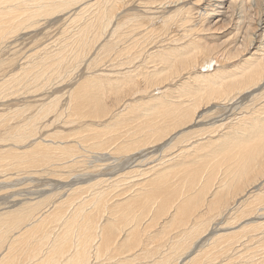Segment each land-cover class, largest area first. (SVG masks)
Here are the masks:
<instances>
[{"label": "rangeland", "instance_id": "rangeland-1", "mask_svg": "<svg viewBox=\"0 0 264 264\" xmlns=\"http://www.w3.org/2000/svg\"><path fill=\"white\" fill-rule=\"evenodd\" d=\"M174 1L175 0H112V2H117L116 4H118V3L120 4V5L118 4L119 9L116 11L117 16L115 15L112 23H114L117 20V18H119L118 20H120L122 22L125 21L129 17L131 19H134V17H135L138 20L142 19L144 21L147 19V22H143V24L141 25L140 30H139L138 35L140 36V45L138 47L136 45H133L129 49L128 53L121 54V56L116 52L113 55L112 52H101V50H99L101 47V44L103 43V40L107 37V33H108V32L106 33V37H105V35L100 36V38H102L101 40L98 37L100 35L99 28L102 27L101 21L104 20V17H106V13H107L106 11L109 10V9H107V8H109L108 7L109 4H107V1H105V0H85V1L83 0L82 2L76 4L75 6L73 5L72 9L69 8L65 12L64 11H58V12H54L52 14V16L47 15V16H42L43 18L39 17L36 22L30 23L27 26V28H23L22 31L18 30V32H16V34L14 33L15 35L13 34L11 37L6 39V40H8V42L5 40L3 42L4 44L3 43L0 44V67H1V69H0V78H1L0 83L1 84L5 83L4 85H2L3 87L0 86L1 87L0 88L1 89L0 90V125H1L0 126V130H1L0 135L4 134L2 137L8 136L7 134H11L15 129H17L18 127L23 125V123L25 124L28 121L27 118H30L31 116H33L35 114L38 117V119L35 121H28L27 122V124L25 125L26 130H21V133L26 135L27 137H29L28 138L29 140L25 139L24 141H21L20 143H18V146H16L17 143H16V145L12 144L13 141H11V140L3 141V142L0 141V145L2 144L1 146L2 147L4 146L3 148L7 147L6 149H9V148H12L13 146L20 147V145L23 143L22 144L23 147L21 146V148H20V152H21L23 150H28L31 147V143L33 141L34 142L39 141V140H41V138L46 139L45 141H43V143H45V144L48 142H51L49 140L57 142L61 139L60 141H62L63 144L64 143L74 144V148L77 151L75 158H76V156L77 157L80 156L79 157L80 160L78 158H76L77 159L76 160L72 156L71 157L74 160L70 159V156H69V160L66 159L65 162H60L62 160L60 158L56 157L57 155L54 154L49 159H46L47 162H45V163H48V164H36L37 165L36 167L35 166H33V167L29 166L28 167L27 166V168L23 167L22 169H20L21 167L20 168L19 167H11V169H10V167H8V169H9V170H7L8 172H6L7 168L3 169V167L2 168L0 167V187H1L0 188V195H1L0 196V207H1L0 213L5 212L4 211L5 209L17 208L18 207L17 204H20L19 206H21V205L25 204V202L32 203V202L40 201V204L38 205V207L40 206L39 209L40 208L41 209L36 215H39V214H41V212H44V213H42V216H45L53 209V207L55 205L64 204L61 206V208H63L62 212L66 213V214H63L65 217V215L70 216L71 212L74 211L75 207H78V205H80L83 208L86 206L85 208L87 210L85 209V211L88 213L90 211V213H91L90 216L93 220H95V221L97 220V222L99 224H101L102 227H107L109 224L108 222H112V224H110V225L114 226V227H112V230L114 231V233L116 235H118V236H116L117 240L114 241L115 243H111L112 248L106 254H101L102 256H99L98 258L95 257L94 255L90 256V258H89L91 261L90 264H115L116 259H117V261H116L117 264H120V262H121V264H130L133 262H134L133 264H138V263H142V264L148 263L149 264V262L152 263L155 260L159 261L162 259L164 261L161 264H167V263H164L166 259L171 260L172 261L171 264H181V263L182 264H264V233L261 232L264 230L259 229L260 231L259 230L254 231V229L252 228V226L254 224H256L257 222H264V203L259 202V201H255V198L257 197L256 195H258L259 193L260 194L262 193L264 195V193L262 192V190L264 191V185H261V183H259V182H262V184L264 183L263 182L264 177L261 178L260 181L256 182L254 185L246 186V184L248 185V184H250V182H244V181L240 182L239 186L243 185V187H242V189L240 188L239 190H237V187L232 188V183L230 182V188H229L230 192H229V194L226 195V200H225L224 204H221L220 208L216 209L215 211H211L209 208H207V206L202 205L199 208V210L197 211V213H195L194 215H192L190 217V219H188L186 225H184V226H180V225L176 224L175 220H173L171 218L172 214L174 212L173 207L166 214L156 215L157 217L156 216L151 217L152 219L149 218L151 214L153 216L155 215L154 212H155V210H157V208L159 209L158 205L161 204V202L158 203L159 200L156 202V203H158V205H156L154 203V205H152L150 207L151 211H149V213L145 214L146 215L145 219L143 218L145 215L139 219L140 221H142L141 219L143 218V222L139 223L140 225L138 223L134 224L133 219H135L134 218L135 213L137 214V212L139 210H141V208L144 209V205H143V207H141L142 206L141 205L142 200H141V198L136 197V198H134V203L133 202L124 203L126 198L129 197L130 195H132V193H134L133 191H135L137 189V188H135V189L133 188L134 190L133 189H132L133 191L131 190L132 185L135 183L134 181H136L137 183H140L143 181L145 183L146 180L148 178H150V176H148L146 172L144 173V175L142 174L143 170L149 169L150 166L155 165L157 162H161L163 160L170 159V157L174 158L178 154H180V158H182L184 153H181L180 151L183 150L184 146L191 149L194 145L199 144V146H200L202 144V142H205V141L198 140V142H197V138L200 135L198 132L197 133L193 132V133H191L192 136L190 134L191 137H188L184 142L181 143V145L179 144L176 147H172L169 150H165L168 156L166 155V153H163L162 151L156 149V146H160L161 143L166 141L169 137H165L164 138L165 140L164 139L161 140V142H158V144H156L157 141H155V144H156V145H154L155 148L153 146V143H151L152 144L151 146H150V144H146L147 148L143 149L144 152H146V151L148 152L147 154H145L146 157L142 156L139 158V156L141 155L140 153L141 152L143 153V151L137 152V148H135L136 144L140 145L138 148H140V147L143 148V145L139 142H137V143L133 142L132 144H124V145H128L126 147V149H124V150L119 149V147L116 149L113 148V147L121 144L123 141H126V140L129 141V139H131V137L128 135L131 132L133 125L141 127L142 126L141 124H143L145 126V128H143V129H144V131H146L147 126L145 125V122L148 120L147 119L148 114H150L149 119H151L152 117H153V119H155L157 127H162V126L165 127L167 125V123L169 122L168 118L162 117L164 115L154 116L153 111L149 113L150 110L147 109V107H146L147 105L144 104V102L148 101V99L151 95H154V94H156V92H160L161 90L163 91L165 89H168V91H167L168 93L167 92L165 93V95L168 98H170L171 100H179L180 97L177 98V96L179 94L177 92H179V89L176 87L178 85V82L184 81L187 77L186 75H188L186 72L184 73V71H182L181 74L177 77H174V79H170L169 77H167L165 80L162 81L161 84H156V83L150 84V81L147 83L143 78L139 77V79H140L139 80L135 77L134 78L135 83L133 86H131V84L123 85L124 87L123 86L120 87L119 90H113L110 87L108 88V86H107L108 90H106V84H107L106 80L110 79V78L111 79L115 78L114 73H116L118 71H120V72L123 71L124 66H119V64L122 61L123 62L126 61L130 57V59L133 63L140 65V66L138 65L139 67H137L138 68L137 70L145 69L144 66L146 67L150 64H154L152 61L153 59L151 60L152 63L151 62L147 63L145 61L148 59L150 52H152L153 50L155 51L157 47H159V46H161V47L172 46L173 48H170V49H175L174 52H177V51H180L179 47H181L183 45V43L186 42V40H188V42L192 41L195 48L200 47V46H203V47L207 46V47H209V48H207L208 51L210 48H213L212 51H210V53L214 57H217V59H218V61L214 64L215 69L219 64H221L224 68V70L222 72L216 73L219 75L213 76L214 78L217 79V78L223 77V76L226 77L227 75L231 74L229 72H234L236 67H238L239 70L244 69V67H242V63H243L242 59H243V57H245L244 54L246 52V45L243 44L242 37L244 36L245 31L247 30V28H246L247 23H248L247 21L249 19V16H247L246 13L242 14V15H245L243 19H242V16H238V10H235V12H234L237 15H235V14L232 15V10L230 8V5H231L230 2L232 0H218V1L216 0L217 3L222 1V5L220 7H218L220 5L219 4L216 7V10H213V11H210L211 9L214 8V7L212 8V6H210V4L214 3V0H176L175 3H174ZM238 1L243 3V4L240 3V5H239V6L243 7V5H245L244 2H246L247 0H238ZM259 1H261V0H259ZM112 2L110 0V3H112ZM177 2H179V3H177ZM216 2H215V4L217 5ZM254 3H255V1H254ZM95 4L97 6L99 5V7L102 9H100L99 7L97 8V6ZM182 5H183V8H181L182 14H180V16L179 15L178 16L179 17L182 16L181 18H183V17L186 18V20L188 22L185 23L184 26H182L180 23L182 20L181 18L177 17L179 19L177 21H180V22H177V21L174 22L173 21L174 19H172V21H171V28L172 29H170L171 32L169 34L170 36L168 35L167 39H164L165 42H164V40L162 41L161 38H163V36L161 35V33L158 30L159 26L161 25V22H160V18H157V17H159V14L163 13V11H165V13L162 14L164 16L169 15V13H170V15H172L173 13L171 14L170 11H174V10H176L177 7H182ZM237 6L238 5H236V7ZM245 7L247 9L250 7L247 2H246V6H244L243 8L245 9ZM84 8H86V9L84 10ZM87 8H90V9H87ZM104 8H106L105 9L106 11L104 10ZM204 8L206 9V11H203ZM68 10H69V12H67ZM260 10H262V11H260ZM236 11H237V13H236ZM263 11H264V6H263V8H257L256 6H251L248 15H250V17H251V20L249 22L251 23V25H253L254 29H255L254 24H255L256 20L258 21L260 16L263 17V19H264V12ZM83 12H86V14H84ZM102 12L104 14H102ZM204 12H206V13H204ZM202 13H204V14L202 15ZM260 13H263L262 14L263 16L260 15ZM96 14L99 15L101 18H98V16ZM124 14H125V16H123ZM177 14H179V13H177ZM207 14H210V15H208L209 17L207 16ZM84 16H86V17H84ZM87 16L89 18H87ZM90 16L93 17L94 19L90 18ZM234 16H236V17H234ZM73 17H75V21L77 20L78 22L77 21L72 22ZM76 17H78L79 20ZM233 17H234V19H233ZM84 18L87 19V20H85V22L83 21ZM144 18H146V19H144ZM197 18H200V19L198 20ZM95 21H97L98 23ZM192 21H194V25L191 23ZM99 22H101L100 26H99ZM197 22H198V24H197ZM79 23H81L82 25H80ZM153 23H155L154 24L155 26H153ZM175 23H178V24L175 25ZM179 23H180V25H179ZM76 24L78 25L79 29H81L85 25L88 27L87 30L89 31V33H86V36H87L86 38L89 37L90 39L89 38L86 39V42H83V41H85V39L81 40V42H80V40H78V38L76 40V34L77 33H75V32L79 31L76 28V26H77ZM91 24H94V25H91ZM263 24H262L261 29L259 27H257L256 31L258 32L259 36L262 35V33L264 32V27H263L264 25ZM149 25L153 26V27H150ZM113 26H115V25H113ZM156 26H158V27H156ZM91 27L96 31L99 30V31H97L99 33L95 34L96 31H94L93 29L91 30ZM180 27H182V28H180ZM73 28H76V29H73ZM123 28H127V27L124 26ZM153 28H156V29L158 28L157 29L158 31L156 29H154L155 30L154 31ZM178 28H179V30H178ZM184 29H185V31H184ZM187 30H189V31H187ZM70 32L72 34H69ZM73 32L75 33V35H73ZM157 32H159V33H157ZM140 33H142L143 35H146V36L143 37V35L142 34L140 35ZM88 34H90V35H88ZM94 34L98 35V36H95ZM160 35L162 37H160ZM172 36L174 39L176 38L177 43L174 40L173 41L169 40V37H172ZM181 36L182 37L184 36L186 38L183 37V39H182ZM98 39L100 41H98ZM141 39H143V41ZM152 40H153V42H152ZM256 40H258V42H259L258 47L260 48V50L264 51V38H263V36H260V38L259 39L257 38ZM147 41H149V42H147ZM62 42H65V43L72 42L71 44L68 43L70 47L69 46L66 47L67 51H68V55L65 52V54L67 56L64 55L65 60L63 59L64 63L65 62L66 63L65 64L63 63L64 65L63 64L61 65V66H63V68L65 67L66 69L68 68L69 70L65 69L66 72H64L63 68L60 69L61 68V66H60L59 69L52 71L51 67H46L45 69H47V71L49 73L47 71H45L46 72L45 73V72H43L44 71L43 70V71H40L42 73L40 75V73L36 72L37 74L40 75V77L39 76H37V78L32 77L33 72H35V71H32L34 69L29 70V73L27 75H24V71L22 70V68L25 67L26 64L27 65L31 64L29 62L30 60H31V62H33L35 60L34 58H36V60L39 59L40 57H38V56L39 55L42 56L46 51H55V49L57 50L58 48H60L62 46ZM88 42L90 43V45ZM240 42H241V45L238 48H236L235 53H237L238 50H242V52L238 53L235 56L230 55L231 57L229 58L228 56H229L230 51H232L234 49V46L236 47L237 45H239ZM258 42H256V46L258 45ZM185 45H186V43H184V46ZM117 46H119V47L117 48ZM117 46H116V49L118 50L120 48V46H122V44L118 43ZM1 47H3V48H1ZM44 48H45V50L47 49L45 52H43ZM75 48H76V50H75ZM51 49H53V50H51ZM255 49L256 48H254V50ZM195 50L196 49H193V53L195 52ZM221 50L223 53L221 52ZM254 50H252V51H254ZM75 51L77 53L79 52V54L81 53L80 54L81 57H80V59L78 58V60L74 56ZM133 52H135V53H133ZM141 52H143V53H141ZM137 54H140V56L136 59ZM141 54H143V55H141ZM218 54H220V55H218ZM117 55H118V57H120L119 59H118V57H116ZM122 55H123V57H122ZM96 56H97L98 60L96 63H94V65L91 66V64H89V63L92 60V58H94ZM124 56L126 59L124 58ZM144 58H146V59H144ZM153 58H155V56ZM32 59H34V60H32ZM75 59H76V61H75ZM141 61H142V63H141ZM77 62H78V64H77ZM75 64H76V66H75ZM88 64L91 67L88 66ZM112 64H113V66H112ZM145 64H147V65H145ZM72 69L74 72L72 71ZM149 69H151V68H149ZM69 71H71L72 73ZM63 72L66 74L67 77L65 75H63L64 74ZM67 72H69L71 74L69 75V73H67ZM47 73H48V75H47ZM61 74H62V77H61ZM111 74H112V77H111ZM94 75H99L100 79H102V81L104 82L103 85L97 86V87H99L102 95H101V93L99 95V93L96 92L97 91L96 89L95 90L93 89L94 91H92L94 96H97V97L99 96L98 98L101 97L100 98L101 101L99 103L96 102L97 103L96 106L101 105L104 107L105 116L100 117V119L95 118L92 114H90L91 113L90 110L89 111L86 110V109H89L90 106L86 105L84 100L77 97V95H76V93L78 91H79V93H81V95H83L82 91H84L86 93L88 91L91 92L92 88L91 89H88V88L90 86L93 87L95 85V81H91L88 79H90V76L92 77ZM230 76L233 77V75H230ZM19 77L22 80H20ZM28 77H30V78L28 79ZM84 78H86L85 80H87V81H85ZM32 79L35 81H33ZM10 80H12V83L9 82ZM190 80H192V79H190ZM75 83L77 85H75ZM137 83L140 85H138ZM37 84H40V85H37ZM80 84H82L81 87H79L77 90L75 89L74 91H71V92H74V94H75V97L71 98V96H70L71 93L68 94L69 93L68 91H70V89L74 88V85L77 87ZM191 84H193V82ZM260 84L261 85H259L258 87H261V86H263V87L262 88H255V90L257 89L255 91V93L258 91L259 92L264 91V83H260ZM69 85H72V86H69ZM137 85H138V87L139 86H142V87L138 88ZM156 85H157V87H156ZM37 87H38V89H37ZM129 87H131V88H129ZM158 87L159 88L162 87V88L159 89ZM128 88H129V90H128ZM140 88H142V89L144 88V89L141 90ZM153 88H156L157 90L153 89ZM109 89L112 91L109 92ZM138 89H139V91H138ZM121 90H122V92H120ZM144 90H147V91H144ZM113 92L115 95H113ZM250 93H252V92H246V91L243 92L242 91L241 93L236 95L234 98H232L231 99L232 101L229 100L225 104H224V101L219 100V98H222L224 96L215 97L214 98L215 100L217 98L216 101L214 99H212V100L210 99V101H211L210 103L208 101L207 104H204V105L202 104L201 105L202 107H200L197 110L198 113L196 111L194 118L196 119L198 116L199 117L201 116V117L200 118L198 117L196 119V121H197L196 126L197 127L195 126L194 128L198 129V128L206 127L209 125V122L216 120V119L224 118L226 116H228V119L233 118V117H237L238 115L242 114L243 110L246 111L247 113H250L251 111L255 110L256 108H257L256 112H258L260 110L264 111V100L262 101V98L260 97L257 101L252 103L249 99L250 95H248ZM124 94H125V96H124ZM55 95H57V96L55 97ZM232 95H234V93ZM132 96H134L135 98ZM159 96H160V94H159ZM53 97H55L57 100ZM69 97L71 100V104L67 108V111L65 113H63L62 115H60L59 118H57L53 121V119L55 117L53 115V111H50V112L48 111L47 116L45 118H43L46 115V114L43 115L46 111L42 112L40 110V108H41L40 104L41 103L42 104L45 102L47 103V101L49 102V100L55 99V103H58L61 106V109H63V104L68 101ZM102 100H104L105 102H103ZM128 101H129V103H128ZM136 101L137 102L139 101V103H136ZM131 102L132 103L134 102V103L132 104ZM172 102H174V101H172ZM123 103L125 105H126V103L132 104V106H130L129 109L128 108L125 109L124 108L125 105L123 106ZM175 104L177 105L178 103H175ZM187 104L190 105L189 100L182 101V105H187ZM140 106H142V107H140ZM212 106H214V107H212ZM224 106H225V109H224ZM121 107L124 108L123 111H122ZM243 107L245 109H243ZM7 108H9V109H7ZM154 108H155V110H157L156 108H159V110H160L161 107L158 106V107H154ZM116 109H118V110H116ZM119 111L123 112V113L126 112L125 116L120 118L119 122H117L115 124H112V125L108 124L109 123L108 121L111 120L110 117H112V116L116 117L117 114H119L118 113ZM204 112H206L207 116L204 115V117H202L201 114ZM113 113H115V114L117 113V114L115 115ZM146 113H148V114H146ZM7 114H8V116H6ZM2 115H3V117H1ZM41 115H43V116H41ZM254 115L258 116V118H259L261 114L260 113H259V115L253 114V116ZM241 116H243V115H241ZM249 116L253 117L251 114ZM1 118H3V120ZM5 120H7V121H5ZM90 121H92L93 125L90 124ZM143 121H145V122H143ZM35 122L37 124L34 128L31 123L35 124ZM200 122L201 123L204 122V123L201 124ZM85 124H87V126ZM157 124L158 125L160 124V125L158 126ZM139 125H141V126H139ZM187 125L186 126L182 125L184 127H182V126L177 127L176 129L172 130L173 131L172 133H175L176 131L181 132L182 129L184 130L188 127ZM192 125H193V123H192ZM199 125H202V126L200 127ZM10 126L12 128H9ZM6 128L8 130H10L9 133H8ZM31 128L37 129L36 130L37 134L33 135V133H34L33 132L31 134V137H30V135L28 134V131ZM130 128H131V130H129ZM143 129H141V130H143ZM126 130L128 131L127 133H126ZM117 132H119V133H117ZM138 132H137L138 135L136 133V134H134V136H143V137L146 136V138L144 137L145 139H147V137H149L147 135L140 134L141 133L140 130H138ZM206 132H207L206 135L204 132L205 136H208L209 133H212L209 131H206ZM169 133L172 134L171 131ZM122 134H123V136H122ZM214 134H216V133H214ZM119 135L121 138L119 137ZM134 136H132V138ZM167 136H169V135H167ZM118 137H119V139H118ZM102 139L105 141L107 140L109 143H101L102 144L101 147H96V148L92 147V149L89 147V145L93 146V144H96L99 140H102ZM116 139H118V140H116ZM149 139H151V138H149ZM4 142L5 143L7 142L8 144L7 143L4 144ZM25 143H27V144H25ZM10 144H11V146H9ZM50 144H52V142ZM1 146H0V148H2ZM83 146H85V147L87 146L86 147L87 150L84 149L85 147H83ZM16 147H13L15 149H13V148L12 149L18 151L19 149H17ZM3 148L0 150H3ZM80 148H81V150H79ZM178 148H181V149H178ZM209 148L210 147L208 146L202 152L208 151ZM6 149H4V150H6ZM78 153H80V155H77ZM85 153H87V154H85ZM74 154H75V151H74ZM173 155H174V157H173ZM89 156L91 157V160H90ZM4 158H5V155H4ZM6 158H8V157L6 156ZM6 158H5L6 161L3 160L4 162L3 161H2L3 163L1 162L3 165L6 164L8 161L12 160L11 158H10V160H7ZM87 158H89V159H87ZM135 158H137V159H135ZM147 158H149V160ZM116 159H117V161L115 162ZM139 159H141L142 162L138 163V164H141L140 166L139 165L137 166V164H136L137 162H135L134 160L138 161ZM13 160H12V162H13ZM71 160H72V162L76 160V162H74L72 164ZM63 161H64V159H63ZM132 161H134V162H132ZM66 162L69 165L72 164L75 166L71 165V167H72V169H71L70 166ZM146 162L148 164L145 165ZM62 163L64 164L65 169H63L64 167L61 166V165H63ZM75 163H77V164H75ZM66 164H67V166H66ZM108 164H109V166H108ZM149 164H150V166H149ZM142 165H144V166H142ZM60 166L62 167V169ZM68 166H69V168L67 169ZM5 167H7V166H5ZM86 167L88 169H86ZM213 167L214 166H210L207 169H214ZM119 168H121V169H119ZM179 169L180 168H178L176 171H178ZM200 169H205V168H200ZM220 169H226V167H223ZM109 170H111V171H109ZM186 170H188V169H182V170L180 169V171H178V172H176L174 170L170 171L171 177L169 178V182L167 180V182L169 184L168 183L166 184L167 188H166V186L162 185V187L165 190L162 189L163 190L162 194L159 197V199L161 198L160 201H163L162 199H164L163 196L165 195V193H166V197L168 198L171 195V194H169V192H171L173 189L180 188L179 186H177V184L180 183V186H181V181H180L181 179H178L177 181H176V179L181 178V177H182V179L185 178L186 174H182V171L184 172ZM128 171L130 172L131 176H129L127 174ZM2 172L4 173V175L6 177L4 176V178H3ZM68 172H70V173H68ZM7 173H8V175H7ZM172 173H176L174 175L175 177L173 176ZM177 173H179V174H177ZM25 175H26V177H24ZM71 175H73V176H71ZM132 176H134V177H132ZM179 176H181V177H179ZM127 178L129 180L131 179V181H129ZM171 178L174 181L170 180ZM75 179L77 181L84 180V179H87V180L90 179V181L87 183L81 182V183L74 184L76 182ZM91 179H93V180H91ZM126 180L129 181L130 183L127 182V184L125 185ZM132 180H133V183H131ZM119 181L120 182L122 181V183H119ZM96 182H98V183H96ZM171 182H173V184H171ZM137 183H135L134 186L138 187L137 185H139V184H137ZM164 183H166V182H164ZM92 184H94L95 186H93ZM118 184H120L119 185L120 190H121V188L123 189L120 192L118 190H116V189H119V188H117ZM121 184H123V185H121ZM130 184H131V188L129 190ZM170 184L171 185L175 184L176 186L169 187V188H171V191L168 192V185L171 186ZM124 185L126 187L128 186L127 187L128 189L125 188ZM198 185L200 186V184H198ZM2 186H3V188H2ZM56 186H58V187L56 188ZM82 186L85 188H83ZM86 186L90 187V188H87ZM110 186H111V188H110ZM70 187H73V188H70ZM78 187H80V188L82 187V188L79 190ZM106 187H108V188H106ZM123 187L126 190H128L129 193L127 191L126 192L127 194H126L124 191L125 189ZM75 188H76V190H75ZM114 188H115V190H114ZM148 188H151V187L149 186ZM231 188H232V190H231ZM261 188H262V190H261ZM88 189H90V190H88ZM95 189H97V191ZM256 189H257V192H256ZM259 189L261 190V192ZM101 190L103 192L104 191L106 192V194L103 193L104 196H103V198H101L102 199L101 205H99V206L93 205L92 204L93 203L92 201H94L93 197L97 194V192H99ZM247 190H249V191H247ZM252 190L254 192H252ZM17 191H18V193H17ZM25 191H27V192H25ZM90 191L92 194H88V193H90ZM113 191H114V193H112ZM116 191L119 192V194ZM250 191H251V193H250ZM121 192H123V195L125 194L127 196H123L122 194H120ZM248 192H249L248 196L249 197L251 196L250 198L252 200H254V202L251 203L252 205L250 204V206H252L251 210L246 215H243L242 211L245 209V207H247V202L252 201L247 196ZM44 193H45V195H44ZM54 193H55V195H54ZM110 193H112V194H110ZM167 194H169V196ZM10 195H11L12 199H11ZM118 195L119 196L122 195V196L119 198ZM85 196H87L88 198L87 197L85 198ZM78 197H79V199H78ZM107 197H108V199H106ZM90 198H91V200H90ZM26 199H27V201H25ZM73 199H75V201ZM247 199H250V200H247ZM71 200H73V201H71ZM137 200H138L139 204L137 203ZM140 200H141V202H140ZM244 200H247L246 205H244V203H243V202H245ZM22 201H23V203H20ZM78 201L80 204L78 203ZM80 201L81 202L84 201V202L81 203ZM121 201H123V203ZM131 201H133V200H131ZM54 202H56V203H54ZM52 203H53V207H51ZM59 203H61V204H59ZM238 203L240 204V207L238 206L239 205ZM127 204H131V205L128 206ZM48 205L50 206L49 210H48V207H49ZM117 205H118V207H117ZM139 205H140V207H139ZM68 206L69 207L71 206V208H69ZM101 207H102V209L104 207V209L102 210ZM114 207H117V209L118 208H120V209L116 210V208H114ZM68 208H69V210H68ZM105 208L109 212H107ZM226 208H228V209H226ZM104 210H105V213H103ZM112 210H114V212ZM83 211H82V213L85 212V211L84 212ZM130 211H132V212H130ZM107 213L109 214V216L107 215L108 217L106 216ZM127 213H130L128 220L126 217L128 215ZM133 213H134V215L131 216V214H133ZM262 213H263V215H262ZM167 214H168V216H167ZM124 215H125V218H124ZM162 215H164L165 217H163ZM40 216L41 215H39V217ZM69 216H66V217H69ZM159 216H160L161 220L156 221V220H158L157 218ZM230 216H231V220H230ZM81 217H82V215L79 213L76 217V219H79L78 220L79 222L76 221V223H74V227L82 222ZM197 217H199V218H197ZM65 219H67V218L61 217V219H59L57 221H55L54 219H53L54 221H52V219H49L48 221L46 220L45 223L43 222L44 219H42V222L40 221V223H39L40 225L38 224L39 228L37 227V231L36 230H35V232H32V231L28 232L27 231L28 233L32 232V234L30 233L32 236H30V234H28L27 232L25 233L30 238L27 239V236L24 234V237L26 236L25 237L26 240L24 239V237H23L24 240L19 237V233L22 231L25 232V230H26V227L24 226L25 223L21 225V228L19 229V231L17 229H15L14 230L16 233V234L14 233L15 239H14V241L10 242V243H13L14 245H16L15 246V254L13 255L15 257L14 264H30V262L32 264L33 263L35 264L38 261L37 256L40 257V255H42V253L44 252V251L42 252V250H44V248H46V245H45L46 242H43L44 237L48 233H50V234L53 233V235L56 234L55 232L57 230H58L57 234L64 232L65 229H63V226H64L63 223H65L64 222ZM130 219H131V221H130ZM197 219H200L202 221L206 220L205 228L202 229V231L200 232V234L197 235V237H194L193 239H191L192 242L191 241H190V243L188 242L187 243L188 245L186 244L183 247L184 250L181 252V255H180L181 257H180L178 255L179 252L174 251V246H172V244L175 243V241H177L178 238H180L181 232H182L181 236H183V234H184L183 229L194 224L197 221ZM228 219H229L230 223H229ZM151 220H153L154 222L156 221L155 224L152 221V223L154 225L149 223V222H151ZM106 221H108V222H106ZM249 221H250V223H249ZM159 223L161 225H159ZM162 223H163V225H162ZM84 224H82V225H84ZM118 224H120V225H118ZM246 224L249 226H247ZM148 225H150L152 227V229L150 227H147ZM242 225L244 226V228H246V226H247V228L248 227L249 228L245 229V231H243L241 229L243 227ZM250 225H252V226H250ZM124 226H125V228H124ZM143 226H145V227L143 228ZM159 226H161L162 228ZM165 226H167L166 229H169V230L166 231ZM45 227H47V228L45 229ZM56 227H58V228H56ZM50 228H52L53 230H51ZM55 228H56V230H55ZM96 228L99 231L100 228H98V226ZM96 228H94V229H96ZM131 228L133 230H135V232H136V240L137 241L133 237H131L134 234ZM239 228H240L241 232H240ZM49 229L51 230L50 232H49ZM263 229H264V227H263ZM159 230H163V231H159ZM128 231H129V233H127ZM119 232H120V235H119ZM131 232H132V235L130 234ZM230 232L235 233L234 236L235 235L238 236V237H236L235 240L230 241L231 244L229 243V245H228L227 242L226 243L224 242L225 240L219 241V238H218L219 236H222L225 234H230ZM36 233H37V235H36ZM163 233L165 235H168L170 233L169 234L170 236L164 235L165 237L163 236L164 237L163 238L162 237ZM126 234L129 235V238L131 237L130 240L129 239L124 240ZM40 235L43 237H41ZM50 236H52V235H50ZM16 237L19 241L16 239ZM39 238L42 239V241L39 240ZM106 238L108 239L111 237L109 235ZM166 238H169V239H166ZM22 240H23V242L27 241L26 242L27 244L22 243ZM121 240H122V242H120ZM138 240H140V241L138 242ZM20 241L22 244L20 243ZM17 242H19V245ZM214 242H216V243H214ZM126 243L128 244V246ZM192 243H193V245H192ZM118 244H120L119 247L121 246L120 249L116 248ZM121 244L122 245L124 244L125 249ZM21 246L24 247L23 252L21 250V248H22ZM5 247L6 246L3 244L2 247L0 248L1 254L4 252ZM17 248L19 249V253H16V252H18ZM32 248H34V249H32ZM40 248H41V250H40ZM46 249H45V251H46ZM146 249H147V251H146ZM149 249H151V250H149ZM213 249H214V251H213ZM9 250L10 249L7 247L5 253L7 254V252ZM24 250H26V251L24 252ZM112 250H113L114 254L113 253L111 254ZM122 250H123V252H122ZM143 251L144 252L146 251L145 254L142 253ZM27 252H28V254H27ZM38 252H40V253H38ZM36 253H38V255ZM108 253H109V255H107ZM147 254L149 255L148 257H147ZM113 255H114V257H113ZM215 255H217V256H215ZM25 256H27V257L25 258ZM141 256L144 257L145 260L147 258L148 259L145 261L144 258L142 259ZM166 256H167V258H166ZM123 257H125V258H123ZM126 257L127 258L129 257V258L126 260ZM149 257H150V259H149ZM153 257H155V259ZM27 258L30 259L29 263H28ZM152 258H153V260H151ZM121 259H123V260H121ZM137 260L139 261L138 263H137ZM190 260H191V262H190ZM124 261H125V263H124ZM140 261H142V262H140ZM37 264H38V262H37Z\"/></svg>", "mask_w": 264, "mask_h": 264}, {"label": "bare ground", "instance_id": "bare-ground-1", "mask_svg": "<svg viewBox=\"0 0 264 264\" xmlns=\"http://www.w3.org/2000/svg\"><path fill=\"white\" fill-rule=\"evenodd\" d=\"M83 0H0V44L3 43L6 39H8L9 37H11L14 33L16 34V32H18V30H21L23 28H27V26L30 24V23H34L37 21V19L39 17H42V16H47V15H51L54 13V12H58V11H66L67 9L71 8L72 9V6L82 2ZM85 1V0H84ZM107 1V4H109V10H105L106 8H104V10L107 12L106 13V17H104V20L99 22V26H100V23L102 25L101 28H99V31L100 32V35H95L99 32H97L96 30H94L92 27H91V30L93 29L95 32V36H98L100 38V36L102 35H105L106 37V33H107V37L103 40V43L101 44V47L99 50H101V52H112V54L114 55L115 52L118 53L120 56L121 54H126L128 53L129 49L133 46V45H136L137 47L140 45V36L138 35L139 34V30H140V27L141 25L143 24V22H147V19L145 21L144 20H138L137 18H135L134 16V19H130L127 18L125 21H120L118 20L119 18H117V20L112 23L113 21V18L115 17V15L117 16L116 14V11L119 9V5L116 4L117 2H111L110 3V0H105ZM176 1V0H175ZM174 1V3H175ZM218 1V0H217ZM255 1V3H254ZM162 2V1H161ZM170 2V1H169ZM216 0H214V3L210 4V6H212L213 9H211L210 11H213V10H216V7H220L222 5V1L220 2H216L217 5L215 4ZM227 2V1H226ZM237 2V3H236ZM246 2L248 3V5L250 6L248 9L245 7V9L243 8L244 6H246ZM246 2H244L245 5L242 6H239L240 3L243 4L242 2H239L238 0H232L230 2V8L232 10V15L235 14V10H238V16H242V19L244 18L245 15H242L243 13H246L247 16H249V19H248V23H247V30L245 31L244 33V36L242 37V41H243V44L246 45V52L244 54L245 57H243L242 59V67H244V69H241L239 70L238 67L235 68V71L234 72H229L231 74L227 75L226 77L223 76V77H219V78H214L213 76H217L219 74H216L218 72H222L224 70L223 66L221 64H219L216 69L214 67V64L218 61L217 57H214L210 51H212L213 48H210L209 51L207 48V46L203 47V46H200V47H197L195 48V46L193 45L192 41L188 42V40H186V45L184 46V43L180 48V51H177V52H174L175 49H170V48H173L172 46H168V47H157L156 50L150 52L149 56H148V59L145 61L147 63L151 62V60L153 61L154 64H150L148 66H144L145 69H142V70H137L139 67L136 63H133L130 59V57L126 60V61H122L119 66H124L123 67V71L120 72H116L114 73L115 75V78L111 79H107L106 81V90L107 89V86L108 88L110 87L111 89L113 90H119L120 87H122L123 85H127V84H131V86L134 85V78L136 77L137 79H139V77L143 78L147 83L150 81V84H161L163 80H165L167 77H169L170 79H174V77H177L181 74L182 71H184V73L186 72L188 75H186V79L184 81H177L178 82V85L176 88L179 89V93L177 98L180 97L179 100H171L170 98H168L165 93L168 91V89H165V90H161L160 92H156V94L154 95H151L148 99V101L144 102V104H146L147 106V109L150 110V112L153 111V115L156 116V115H164L162 117L164 118H168L169 122L167 123V125L164 127H157L156 126V122H155V119H153V117L151 119H149V116L150 114H148V120L145 122V125L147 126L146 127V131H144L143 128H145V126L143 124L139 125L141 127H138V126H134L132 127V130L131 128L129 130H131V132L129 133L128 136L131 137V139H129V141H123L121 144L113 147V148H118L121 149V150H124L126 149V147L128 145H124V144H132L133 142L137 143H141L143 145V148H138L140 145L139 144H136L135 145V148H137V152H141L143 151V149L147 148L146 144H150V146L152 145L151 143H153V146L158 144V142H161V140H163L165 137H169L166 141L162 142L160 146H156V149L162 151L163 153H166L165 150H169L170 148L172 147H176L177 145H181L182 142H184L188 137H191L193 132L195 133H199L200 136H198L197 138V142L198 140H203L205 142H202V144L199 146V144L197 145H194L191 149H189L188 147H185L183 148V150H181L180 152L181 153H184V155L182 156V158H180V154H178L176 157H173L174 158H171L170 159H166V160H163L161 162H157L155 165H152L149 166V169H146V170H143L142 171V174L144 175V173L146 172L148 176H150V178H148L146 180V182L144 183L143 181L140 182V183H137L136 181H134L135 183L139 184L137 185L138 187L134 186V184L132 185V188H131V184H130V187H129V190L131 188V190L134 188H137L135 191H133L134 193H132V195H130L129 197L126 198L125 202H128V203H131L133 202L134 203V198L138 197V198H141L142 200V206L144 205V209L141 208V210H139L137 212V214L134 213L131 214V216L134 215V218L136 219H133L134 220V224H139L141 222H143V218L145 219L147 213H149L150 210V207L152 205H154V203L156 205H158V203L161 202V204H159V209L157 208V210H155L154 212V216L151 214L149 218L151 217H155L156 215H161V214H166L170 211V209L173 207V214H172V219L175 220V223L180 225V226H184L186 225L188 219H190V217L192 215H194L195 213H197V211L199 210V208L202 206V205H205L207 206V208H209L211 211H215L216 209L220 208L221 204H224L225 200H226V195L229 194V188H230V182L232 183V188H235L237 187V190H239L240 188L242 189L243 185L242 186H239L240 182L244 181V182H250V184H246V186H249V185H254L256 182L260 181L261 178L264 177V111L263 110H260L258 112H256V109L251 111L250 113H247L246 111L243 110L242 114L238 115L237 117H233V118H229L228 119V116L224 117V118H220V119H216V120H213L211 122H209V125L206 126V127H203V128H194L197 124V121L196 119L199 117H197L196 119L194 118V115L196 113V111L202 107L201 105L203 104H207L208 101L209 103L211 102L210 99H214L215 97H218V96H224L222 98H219L220 101H224V104L227 103L229 100H231L232 98H234L236 95H238L239 93H241L242 91H246V92H252L248 95H250L249 99L252 103H254L255 101H257L260 97L262 98V101L264 100V91L262 92H256L255 91V88H262L263 86L261 87H258L259 85H261L260 83H264V51H261L260 48L258 47L259 46V42L258 40H256L257 38L259 39L260 36H263L264 38V32L262 33V35L259 36L258 32L256 31L257 30V27H259L260 29L262 28V24L264 23V19L263 17H259L258 21L256 20L254 26H255V29L253 27V25H251V23L249 22L251 20V17L250 15H248L249 13V10L251 8V6H256L257 8H263L264 6V0H247ZM84 3V2H83ZM172 3V2H171ZM179 3V2H177ZM253 3V4H252ZM155 4V3H154ZM96 5V4H95ZM162 5V4H161ZM164 5V4H163ZM236 5H238L236 7ZM97 6V5H96ZM107 6V5H106ZM85 7V6H84ZM90 7V6H89ZM99 7V5L97 6V8ZM198 7V6H197ZM227 7V6H226ZM91 8V7H90ZM90 8H87V9H90ZM100 8V7H99ZM181 8H183V5L182 7H177L176 10L174 11H170L172 15H167V16H164L162 15L163 13H165V11H163V13H160L159 14V17L157 18H160V22H161V25L159 26V32L161 33V35L163 36L162 41L164 39H167V36L170 34L171 30V21L172 19H174L173 21H177L179 20L177 17L180 16V14H182V10ZM206 8V7H205ZM204 8L203 11H206V9ZM86 8H84L85 10ZM102 9V8H100ZM227 9V8H226ZM99 10V9H98ZM121 10V9H120ZM119 10V11H120ZM263 10V9H262ZM260 10V11H262ZM104 11V12H105ZM226 11V10H225ZM63 12V13H64ZM69 12V10L67 11ZM81 12V11H80ZM181 12V13H180ZM264 12V11H263ZM79 13V12H78ZM84 14H86V12H83ZM82 13V14H83ZM97 13V12H96ZM118 13V12H117ZM120 13V12H119ZM122 13V12H121ZM125 13V12H124ZM127 13V12H126ZM179 13V14H177ZM206 13V12H204ZM202 13V15L204 14ZM237 13V11H236ZM259 13V12H258ZM98 14V13H97ZM96 14V15H97ZM102 14H104L102 12ZM263 13H260V15H262ZM80 15V14H79ZM132 15V14H131ZM154 15V14H153ZM158 15V14H157ZM179 15V16H178ZM190 15V14H189ZM210 15V14H207V16ZM237 15V14H235ZM94 16V15H93ZM98 18H101L99 15H97ZM121 16V15H120ZM125 16V14L123 15ZM128 16V15H127ZM152 16V15H151ZM161 16V17H160ZM188 16V15H187ZM263 16V15H262ZM80 17V16H79ZM83 17V16H82ZM81 17V18H82ZM86 17V16H84ZM122 17V16H121ZM132 17V18H133ZM155 17V16H154ZM166 17V18H165ZM182 17V16H181ZM179 17V18H181ZM186 17V16H185ZM191 17V16H190ZM209 17V16H208ZM207 17V18H208ZM236 17V16H234ZM233 17V19H234ZM43 18V17H42ZM78 18V17H76ZM80 18V19H81ZM87 18H89L87 16ZM90 18H93L90 16ZM205 18V17H204ZM83 19V18H82ZM94 19V18H93ZM92 19V20H93ZM156 19V18H155ZM181 22L180 21H177V22H180L182 26H184L185 23H187L188 21L186 20V18H181ZM188 19V18H187ZM198 20L200 18H197ZM74 20V21H73ZM73 20L72 22H76L75 21V17H73ZM79 20V18H78ZM85 19L84 18V22H85ZM152 20V19H151ZM150 20V21H151ZM157 20V19H156ZM82 21V22H83ZM78 22V21H77ZM81 22V21H80ZM97 22V21H95ZM149 22V21H148ZM159 22V21H158ZM190 22V21H189ZM98 23V22H97ZM151 23V22H150ZM179 23V25H180ZM193 25H194V21L191 22ZM37 24V23H36ZM80 25H82L81 23H79ZM87 24V23H86ZM155 23H153V26ZM174 24V23H173ZM178 24V23H175V25ZM198 24V22H197ZM233 24V23H232ZM77 25V24H76ZM89 25V24H88ZM91 25H94V24H91ZM98 25V24H97ZM115 25V26H113ZM174 25V26H175ZM264 25V24H263ZM35 26V25H34ZM127 27V28H123V27ZM150 26V25H149ZM153 26H150V27H153ZM190 26V25H189ZM75 27V26H74ZM158 27V26H156ZM264 27V26H263ZM76 28L79 30L78 32H75L77 33L76 34V40L78 38V40H83L85 39V41L83 42H86V33H89V31L87 30V26H83L81 29L78 28V25L76 26ZM76 28H73V29H76ZM95 28V27H94ZM110 28V29H109ZM182 28V27H180ZM152 29V28H151ZM156 29V28H153V30ZM156 29V30H157ZM25 30V29H24ZM90 30V29H89ZM157 30V31H158ZM179 30V28H178ZM155 31V30H154ZM185 31V29H184ZM189 31V30H187ZM144 32V31H143ZM157 32V33H159ZM179 32V31H178ZM75 33L73 32V35H75ZM14 34V35H15ZM69 34H72L71 32ZM142 33H140L141 35ZM184 34V33H183ZM90 35V34H88ZM93 35V36H94ZM143 35V34H142ZM150 35V34H149ZM148 35V36H149ZM160 35V37H162ZM179 35V34H178ZM72 36V35H71ZM146 35H143V37H145ZM147 36V37H148ZM170 36V35H169ZM175 36V35H174ZM185 36V35H184ZM183 36V37H184ZM166 37V38H165ZM176 37V36H175ZM182 37V36H181ZM182 37V39H183ZM75 38V37H74ZM159 38V37H158ZM172 37H169V40H174L176 42V38L172 39ZM186 38V37H184ZM90 39V38H89ZM102 38H100L101 40ZM151 39V38H150ZM155 39V38H154ZM153 39V40H154ZM98 39V41H100ZM143 41V39H141ZM152 40V42H153ZM8 42V40H6ZM222 41V40H221ZM228 41V40H227ZM90 42V41H89ZM88 42V43H89ZM92 42V41H91ZM149 42V41H147ZM165 42V40H164ZM256 42H258V45L256 46ZM65 42H62V46L60 48H58L57 50L55 49V51H46L45 48H44V51L45 52L42 56L39 55L38 57H40L39 59L36 60V58L32 59L34 60L33 62H31V60L29 61L31 64L27 65L25 67L22 68V70L24 71V75H27L29 73V70H32V71H35L33 72L32 74V77L33 78H37V76L40 77V75L42 74L40 71H47V69H45L46 67H51L52 68V71H55L57 69L60 68V66L64 63L63 59H64V55L65 52L67 53L68 55V51H67V48L69 46V44H71L72 42H68V43H65ZM122 44V46H120V48L117 50L116 49V46L117 44ZM177 43V42H176ZM4 44V43H3ZM79 44V43H78ZM85 44V43H84ZM150 44V43H149ZM168 44V43H167ZM202 44V43H201ZM236 44V43H235ZM87 45V44H86ZM90 45V43H89ZM169 45V44H168ZM196 45V44H195ZM241 45V42L239 45H237L236 47L234 46V49L232 51H230L229 53V58L231 57L230 55H237L238 53H241L242 50H238L237 53H235L236 51V48H238L239 46ZM2 46V45H1ZM174 46V45H173ZM47 47V46H46ZM70 47V46H69ZM119 46H117L118 48ZM145 47V46H144ZM3 48V47H1ZM78 48V47H77ZM99 48V47H98ZM222 48V47H221ZM254 48H256L254 50ZM178 49V48H177ZM193 49H196L195 52L193 53ZM53 50V49H51ZM76 50V48H75ZM254 50V51H252ZM97 51V50H96ZM149 51V50H148ZM222 52V50H221ZM99 53V52H98ZM97 53V54H98ZM135 53V52H133ZM143 53V52H141ZM147 53V52H146ZM145 53V54H146ZM149 53V52H148ZM223 53V52H222ZM11 54V53H10ZM13 54V53H12ZM81 54V53H80ZM79 54V52L77 53L75 51L74 53V56L77 58L80 59L81 55ZM108 54V53H107ZM201 54V55H200ZM14 55V54H13ZM36 55V54H35ZM66 55V56H67ZM102 55V54H101ZM143 55V54H141ZM220 55V54H218ZM65 56V57H66ZM98 56V55H97ZM94 57L92 58V60L90 61L89 64L94 65V63L97 62L98 58ZM100 56V55H99ZM140 56V54H137L136 55V59ZM146 56V55H145ZM155 56V58H153ZM224 56V55H223ZM37 57V56H36ZM74 57V58H75ZM118 57V55L116 56ZM123 57V55H122ZM120 57H118L119 59ZM125 58V56H124ZM101 59V58H100ZM126 59V58H125ZM146 59V58H144ZM65 60V59H64ZM124 60V59H123ZM241 60V59H240ZM67 61V60H66ZM76 61V59H75ZM139 61V60H138ZM28 62V63H29ZM79 62V61H78ZM77 62V64H78ZM144 62V63H145ZM66 63V62H65ZM64 63V64H65ZM119 63V62H118ZM142 63V61H141ZM152 63V62H151ZM63 64V65H64ZM88 64V66H90ZM74 65V64H73ZM147 65V64H145ZM76 66V64H75ZM90 66V67H91ZM113 66V64H112ZM67 67V66H66ZM74 67V66H73ZM3 68V67H2ZM63 66H61L60 69H62ZM151 68V69H149ZM199 68V69H198ZM1 69V67H0ZM64 67L63 70L64 72H66V69ZM75 69V68H74ZM114 69V68H113ZM247 69V70H246ZM69 70V69H68ZM117 70V69H116ZM200 70V71H199ZM73 71V69H72ZM208 71V72H207ZM210 71V72H209ZM40 73L37 74V73ZM48 72V71H47ZM62 72V71H61ZM63 72V73H64ZM71 72V71H69ZM67 72V73H69ZM74 72V71H73ZM246 72V73H245ZM46 73V72H45ZM49 73V72H48ZM47 73V75H48ZM72 73V72H71ZM69 73V75L71 74ZM2 74V73H1ZM4 74V73H3ZM20 74V73H19ZM95 74V73H94ZM63 75L66 76V74L64 73ZM90 75V74H89ZM88 75V76H89ZM113 75V76H114ZM230 75H233V77H231ZM14 76V75H13ZM106 76V75H105ZM24 77V76H23ZM38 77V78H39ZM61 77H62V74H61ZM67 77V76H66ZM107 77V76H106ZM111 77H112V74H111ZM14 78V77H13ZM12 78V79H13ZM18 78V77H17ZM30 77H28L29 79ZM73 78V77H72ZM71 78V79H72ZM108 78V77H107ZM20 79V77H19ZM86 78H84L85 80ZM184 79V78H183ZM192 79V80H190ZM212 79V80H211ZM1 80V78H0ZM7 80V79H6ZM5 80V81H6ZM18 80V79H17ZM16 80V81H17ZM22 80V79H20ZM19 80V81H20ZM33 80V79H32ZM88 80H91V81H95V85L92 87L90 86L88 89H91V92L88 91L87 93L82 91L83 95H81V93H79V91L76 93L77 97L81 98L82 100H84L85 104L90 106L89 109H86V110H90V114H92L95 118H99L102 117V116H105V113H104V107L101 106V105H97V103H99L101 100L100 98H98L97 96H94L92 91H94L95 89L97 90L96 92L101 93L99 87V85H103V81L102 79H100L99 75H94V76H90V79ZM140 80V79H139ZM26 81V80H25ZM35 81V80H33ZM87 81V80H85ZM174 81V80H173ZM9 82L12 83V80H10ZM15 82V81H14ZM18 82V81H17ZM176 82V83H177ZM193 82V84H191ZM79 83V82H78ZM83 83V82H82ZM5 83H0V86L4 85ZM138 84V83H137ZM149 84V85H150ZM37 85H40V84H37ZM44 85V84H43ZM75 85H77L75 83ZM74 85V88L70 89V91H68L70 94L71 93V98L75 97V94L74 92H71V91H74L75 89L77 90L79 87H81L82 84L78 85L77 87ZM86 85V84H85ZM140 85V84H138ZM137 85V87H138ZM27 86V85H26ZM69 86H72V85H69ZM88 86V85H87ZM155 86V85H154ZM161 86V85H160ZM176 86V85H175ZM3 87V86H2ZM43 87V86H42ZM103 87V86H102ZM124 87V86H123ZM139 87H142V86H139ZM138 87V88H139ZM157 87V85H156ZM1 88V87H0ZM131 88V87H129ZM128 88V90H129ZM159 88V87H158ZM162 88V87H161ZM159 88V89H161ZM38 89V87H37ZM47 89V88H46ZM94 89V90H93ZM141 90H143L142 88H140ZM153 89H156V88H153ZM1 90V89H0ZM157 90V89H156ZM236 90V91H235ZM112 91L109 89V92ZM139 91V89H138ZM144 91H147V90H144ZM159 91V90H158ZM122 92V90L120 91ZM134 92V91H133ZM86 93V94H85ZM140 93V92H139ZM168 93V92H167ZM234 93V95H232ZM112 94V93H111ZM143 94V93H142ZM160 94V96H159ZM102 95V93H101ZM113 95L114 92H113ZM168 95V94H167ZM170 95V94H169ZM57 95H55L56 97ZM125 96V94H124ZM141 96V95H140ZM139 96V97H140ZM143 96V95H142ZM145 96V95H144ZM175 96V97H176ZM41 97V96H40ZM53 97V98H55ZM134 97V96H132ZM146 97V96H145ZM42 98V97H41ZM123 98V97H122ZM135 98V97H134ZM237 98V97H236ZM246 98V97H245ZM244 98V99H245ZM248 98V97H247ZM43 99V98H42ZM56 99V98H55ZM55 99L53 100H49V102L47 101V103H41V108L40 110L42 112H45L43 115H45L43 118H45L47 116V112L49 111H53V115L55 116L53 121L57 118L60 117V115H62L63 113H65L67 111V108L69 107V105L71 104V100H70V97L68 99V101L66 103L63 104V109H61V106L58 104V103H55ZM105 99V98H104ZM144 99V98H143ZM183 99V100H182ZM243 99V100H244ZM57 100V99H56ZM187 101L189 100L190 101V105H182V101ZM215 100V99H214ZM217 100V98H216ZM215 100V101H216ZM234 100V99H233ZM103 102H105L104 100H102ZM117 101V100H116ZM119 101V100H118ZM174 101L175 103H178L177 105L172 102ZM232 101V100H231ZM230 101V102H231ZM238 101V100H237ZM97 102V103H96ZM240 102V101H239ZM244 102V101H243ZM96 103V104H95ZM129 103V101H128ZM126 103V105L123 103V106L125 109H129L130 106H132V104H128ZM136 103H139V101ZM186 103V102H185ZM55 104V105H54ZM66 104V105H65ZM128 104V105H127ZM73 105V104H72ZM213 105V104H212ZM219 105V104H218ZM122 106V107H123ZM160 106V110L159 108H156L157 110H155L154 107H158ZM172 106V107H171ZM215 106V105H214ZM212 106V107H214ZM234 106V105H233ZM114 107V106H113ZM121 107V108H122ZM139 107V106H138ZM142 107V106H140ZM211 107V106H210ZM209 107V108H210ZM237 107V106H236ZM240 107V106H239ZM238 107V108H239ZM120 108V109H121ZM124 108H122V111L124 110ZM242 108V107H241ZM9 109V108H7ZM61 109V110H60ZM139 109V108H138ZM142 109V108H141ZM155 111H154V110ZM208 109V108H207ZM206 109V110H207ZM221 109V108H220ZM224 109H225V106H224ZM243 109H245L243 107ZM13 110V109H12ZM118 110V109H116ZM115 110V111H116ZM133 110V109H132ZM143 110V109H142ZM205 110V111H206ZM209 110V109H208ZM9 111V110H8ZM114 111V112H115ZM121 111V110H120ZM118 112L119 114H117V116H112L110 117V121H108L109 123L108 124H115L117 122H119L120 118H122L123 116H125L126 112ZM139 111V110H138ZM6 112V111H5ZM17 112V111H16ZM36 112V111H35ZM136 112V111H135ZM207 112V111H206ZM206 112L202 113V117H204V115H206ZM7 113V112H6ZM198 113V111H197ZM239 113V112H238ZM241 113V112H240ZM259 113L261 114L260 117L258 118V116H253V114H258ZM13 114V113H12ZM111 114V113H110ZM115 114V113H113ZM115 114V115H116ZM140 114V113H139ZM145 114V115H146ZM229 114V113H228ZM252 115L253 117H250L249 115ZM41 115V116H43ZM112 115V114H111ZM243 115V116H241ZM8 116V114L6 115ZM147 116V115H146ZM152 116V115H151ZM207 116V115H206ZM241 116V117H240ZM3 117V115L1 116ZM13 117V116H12ZM108 117V116H107ZM201 117V116H200ZM199 117V118H200ZM222 117V116H221ZM41 118V117H40ZM155 118V117H154ZM157 118V117H156ZM3 120V118H1ZM28 121H35L38 119L37 115H33L31 116L30 118H27ZM47 120V119H46ZM7 121V120H5ZM27 121V122H28ZM123 121V120H122ZM166 121V120H165ZM27 122L23 125H21L20 127H18L17 129H15L11 134H7L8 136H5V137H2L3 135H0V141H8V140H11L13 141L12 144L17 145L18 146V143H20L21 141H24L25 139L27 140L29 137H27L26 135L22 134L21 133V130H26V127L25 125L27 124ZM37 122V121H36ZM31 123L32 126L35 128L36 126V123ZM167 122V121H166ZM193 123V125H192ZM201 123V122H200ZM204 123V122H202ZM201 123V124H202ZM208 123V122H207ZM90 124L93 125L92 121H90ZM95 124V123H94ZM132 124V123H131ZM188 126L186 129H182L181 132H175V133H172L174 129H176L177 127H181L182 125ZM7 125V124H6ZM5 125V126H6ZM50 125V124H49ZM87 126V124H85ZM130 125V124H129ZM158 125V124H157ZM160 125V124H159ZM158 125V126H159ZM211 125V126H210ZM1 126V125H0ZM47 126V125H46ZM182 126V127H184ZM200 127L202 125H199ZM17 127V126H16ZM197 127V126H196ZM5 128V127H4ZM9 128H12L11 126ZM34 128H31L29 131H28V134L30 135L31 137V134L33 133V135H36L37 134V129H34ZM81 128V127H80ZM7 129V128H6ZM143 129V130H141ZM138 130L141 131L140 134L142 135H147L149 137L146 138V136H134V134H136L138 132ZM1 131V130H0ZM8 133L10 130H8ZM58 131V130H57ZM171 131L172 134H170L169 132ZM206 131H209V132H212V133H209L208 136H205L206 135ZM6 132V131H5ZM4 132V133H5ZM31 132V133H30ZM128 131L126 130V133ZM204 132H205V135H204ZM220 132V133H219ZM119 133V132H117ZM125 133V132H124ZM123 133V134H124ZM125 133V134H126ZM139 133V132H138ZM137 133V135H138ZM216 133V134H214ZM122 134V136H123ZM124 134V135H125ZM191 134V136H190ZM32 135V136H33ZM169 135V136H167ZM126 136V135H125ZM127 136V137H128ZM132 136H134L132 138ZM27 137V138H26ZM40 137V136H39ZM120 137V135H119ZM118 137V139H119ZM71 138V137H70ZM121 138V137H120ZM151 138V139H149ZM31 139V138H30ZM48 139V138H47ZM95 139V138H94ZM116 139V140H118ZM29 140V139H28ZM46 139H42L39 140V141H33L31 143V147L28 149V150H23L20 152V148L21 146L23 147V143L20 145V147H16V146H13V147H16L17 149H19L18 151L17 150H13L15 148H9V149H6V148H3L1 145V147L3 148V150H0V163L5 160L6 156L9 158H6L7 160H10V158L13 160H10L8 161L6 164H0V167L3 169H6V172H8L7 170L8 167H21L20 169H22L23 167L27 168V166H37L36 164H48V163H45L47 162L46 159H49L52 155L56 154L58 158H60L62 161L60 162H65L66 159L69 160V156H70V159H76L78 158L80 160V156L75 158V155L77 153V151L75 150L74 148V144H67V143H64L62 141H52V140H49L52 142V144H50L51 142H48V143H43V141H45ZM115 140V141H116ZM165 140V139H164ZM32 141V140H31ZM155 141H157V143L155 144ZM10 142V141H9ZM30 142V141H29ZM78 142V141H77ZM117 142V141H116ZM7 143V142H6ZM4 142V144H6ZM11 143V142H10ZM101 143H109L107 140H99L96 144H93V146L89 145V147L92 149V147H101L102 144ZM188 143V142H187ZM191 143V142H190ZM8 144V143H7ZM27 144V143H25ZM124 145V146H123ZM11 146V144L9 145ZM28 146V145H27ZM210 147L208 151H205V152H202L205 148L207 147ZM85 147V146H83ZM87 147V146H86ZM86 147L84 149H86ZM0 148V149H2ZM25 148V147H24ZM155 148V146H154ZM6 149V150H4ZM178 149H181V148H178ZM81 150V148L79 149ZM87 150V149H86ZM74 151H75V154H74ZM85 151V150H84ZM100 151V150H99ZM136 151V150H135ZM134 151V152H135ZM83 152V151H82ZM86 152V151H85ZM208 152V153H207ZM73 153V154H72ZM84 153V152H83ZM97 153V152H96ZM102 153V152H101ZM133 153V152H132ZM131 153V154H132ZM148 152H144L143 153L141 152L140 157L145 156V154H147ZM155 153V152H154ZM82 154V153H81ZM87 154V153H85ZM95 154V153H94ZM153 154V153H152ZM4 155H5V158H4ZM77 155H80V153H78ZM109 155V154H108ZM167 155V153H166ZM73 158H72V157ZM82 156V155H81ZM93 156V155H92ZM95 156V155H94ZM126 156V155H125ZM168 156V155H167ZM86 157V156H85ZM88 157V156H87ZM90 157V156H89ZM103 157V156H102ZM149 157V156H148ZM83 158V157H82ZM98 158V157H97ZM138 158V157H137ZM135 158V159H137ZM64 159V161H63ZM73 159V160H74ZM89 159V158H87ZM149 160V158H147ZM146 159V160H147ZM77 160V159H76ZM71 160L72 164L74 162H76ZM90 160H91V157H90ZM100 160V159H99ZM6 161V160H5ZM83 161V160H82ZM117 161V159L115 160V162ZM135 162H137V166L141 165V164H138V163H141V159H139L138 161L134 160ZM132 161V162H134ZM152 161V160H151ZM68 162V161H67ZM66 162V163H67ZM80 162V161H79ZM114 162V163H115ZM70 163V162H69ZM150 163V162H149ZM63 164V163H62ZM68 164V163H67ZM66 164V166H67ZM71 164V163H70ZM71 164V165H72ZM77 164V163H75ZM88 164V163H87ZM148 164L147 162L145 163V165ZM58 165V164H57ZM69 165V164H68ZM70 166V168L72 169V167ZM7 166V167H5ZM62 167H64L63 169H65V166L64 164L61 165ZM60 166V167H61ZM69 166L67 167V169L69 168ZM72 166H75V165H72ZM109 166V164H108ZM144 166V165H142ZM210 166H214L213 168L214 169H207L208 167ZM61 167V169H62ZM85 167V166H84ZM120 167V166H119ZM223 167H226V169H220V168H223ZM129 168V167H128ZM178 168H180L181 170L182 169H188L186 171H182V174H186L185 178L182 179L181 178H177L176 181L178 179H181V186H180V183L177 184V186H179L180 188H177V189H173L171 191V188L169 187H174L176 186L175 184L174 185H171L173 184V182H171V186L168 185V192L170 195V197H166V193L165 195L163 196L164 199H162L163 201H160L161 198L159 199L160 195L162 194V189H164L162 187V185L166 186L167 188V183L169 182V178L171 177V170L173 171H176ZM200 168H205V169H200ZM86 169H88L86 167ZM116 169V168H115ZM121 169V168H119ZM180 169L178 171H180ZM38 171V170H37ZM111 171V170H109ZM122 171V170H121ZM176 171V172H178ZM5 172V173H6ZM67 172V171H66ZM3 173V172H2ZM1 173V174H2ZM17 173V172H16ZM70 173V172H68ZM96 173V172H95ZM181 173V172H180ZM72 174V173H71ZM98 174V173H97ZM127 174L129 176L130 175V172L128 171ZM173 176L176 174V173H172ZM179 174V173H177ZM204 176H203V175ZM3 175V178H4V173L2 174ZM8 175V173H7ZM74 175V174H73ZM71 175V176H73ZM110 175V174H109ZM124 175V174H123ZM122 175V176H123ZM62 176V175H61ZM67 176V175H66ZM104 176V175H103ZM178 176V175H177ZM203 176V177H202ZM6 177V176H5ZM26 177V175L24 176ZM134 177V176H132ZM136 177V176H135ZM175 177V176H174ZM29 178V177H28ZM130 178V177H129ZM128 179V178H127ZM135 179V178H134ZM264 179V178H263ZM15 180V179H14ZM23 180V179H22ZM76 180V179H75ZM93 180V179H91ZM129 180V179H128ZM168 180V182H167ZM172 180V178L170 179ZM12 181V180H11ZM33 181V180H32ZM89 180L87 179H84V180H79L74 183H81V182H84V183H87L89 182ZM114 181V180H113ZM131 181V179L129 180ZM126 180L125 182V185L127 184V182H129ZM174 181V180H172ZM2 182V181H1ZM52 182V181H51ZM95 182V181H94ZM93 182V183H94ZM166 182V183H164ZM179 182V181H178ZM264 182V181H263ZM98 183V182H96ZM119 183H122V181ZM130 183V182H129ZM133 183V180L132 182ZM200 184V186L198 184ZM261 183V185H264V183L262 184V182H259ZM3 184V183H2ZM51 184V183H50ZM73 184V183H72ZM169 184V183H168ZM9 185V184H8ZM13 185V184H12ZM45 185V184H44ZM82 185V184H81ZM93 186H95L94 184H92ZM120 184H118L119 186ZM123 185V184H121ZM124 185L125 188H127L126 186ZM198 185V186H197ZM14 186V185H13ZM78 186V185H77ZM76 186V187H77ZM117 188L119 189H116L118 190L119 192L121 190H123L121 188L120 190V186ZM151 187V188H148V187ZM245 186V187H246ZM6 187V186H5ZM40 187V186H39ZM48 187V186H47ZM58 186H56L57 188ZM63 187V186H62ZM83 187V186H82ZM81 187V188H82ZM87 187V186H86ZM115 187V186H114ZM122 187V186H121ZM123 187V188H124ZM244 187V188H245ZM262 187V186H261ZM1 188V187H0ZM3 188V186H2ZM70 188H73V187H70ZM79 190L81 189L80 187H78ZM85 188V187H83ZM87 188H90V187H87ZM108 188V187H106ZM111 188V186H110ZM124 188V189H125ZM231 188V190H232ZM243 188V189H244ZM59 189V188H58ZM99 189V188H98ZM128 189V188H127ZM35 190V189H34ZM76 190V188H75ZM90 190V189H88ZM94 190V189H93ZM97 191V189H95ZM100 190V189H99ZM104 190V189H103ZM115 190V188H114ZM165 190V189H164ZM260 190V189H259ZM262 190V188H261ZM260 190V192H261ZM52 191V190H51ZM92 191V190H91ZM90 191V193L88 194H92ZM125 193L128 191V190H124ZM123 191V192H124ZM249 191V190H247ZM27 192V191H25ZM65 192V191H64ZM73 192V191H72ZM117 192V191H116ZM119 192H117L119 194ZM123 192H121L120 194L123 195ZM194 192V193H193ZM234 192V191H233ZM237 192V191H236ZM244 192V191H243ZM252 192H254L252 190ZM256 192H257V189H256ZM262 192L264 193V191L262 190ZM15 193V192H14ZM18 193V191H17ZM23 193V192H22ZM47 193V192H46ZM106 194V192L104 191H99L97 192V194L93 197L94 201H92L93 205H101V198H103L104 194ZM114 193V191L112 192ZM110 193V194H112ZM129 193V191H128ZM240 193V192H239ZM251 193V191H250ZM259 193V192H258ZM257 193V194H258ZM16 194V193H15ZM86 194V193H85ZM84 194V195H85ZM94 194V193H93ZM108 194V193H107ZM116 194V193H115ZM114 194V195H115ZM127 194V193H126ZM169 194H167L169 196ZM233 194V193H232ZM243 194V193H242ZM249 192L247 193V196H248ZM14 195V194H13ZM45 195V193H44ZM55 195V193H54ZM83 195V196H84ZM122 195H118L119 198L122 196ZM208 195V196H207ZM251 195V194H250ZM1 196V195H0ZM41 196V195H40ZM108 196V195H107ZM123 196H127V195H123ZM246 196V197H247ZM253 196V195H252ZM257 197L255 198V201H259V202H262L264 203V195L261 193H259L258 195H256ZM3 197V196H2ZM11 197V195H10ZM62 197V196H61ZM87 196H85L86 198ZM166 197V198H165ZM249 197V196H248ZM251 197V196H250ZM249 197V198H250ZM9 198V197H8ZM20 198V197H19ZM88 198V197H87ZM209 198V199H208ZM228 198V197H227ZM5 199V198H4ZM12 199V197H11ZM28 199V198H27ZM27 199L25 201H27ZM30 199V198H29ZM37 199V198H36ZM40 199V198H39ZM61 199V198H60ZM79 199V197H78ZM84 199V198H83ZM82 199V200H83ZM108 199V197L106 198ZM115 199V198H114ZM251 199V198H250ZM250 199H247V200H250ZM59 200V199H58ZM75 201V199H73ZM71 200V201H73ZM91 200V198H90ZM119 200V199H118ZM122 200V199H121ZM130 200V201H129ZM133 200V201H131ZM140 200V202H141ZM159 200V201H158ZM247 200H244L245 202L244 205H246V202ZM252 200V199H251ZM21 201V200H20ZM42 201V200H41ZM47 201V200H46ZM86 201V200H85ZM105 201V200H104ZM120 201V200H119ZM158 201V203H156ZM64 202V201H63ZM81 202V201H80ZM84 202V201H82ZM81 202V203H82ZM89 202V201H88ZM123 203V201H121ZM254 200L252 201H249L247 202V207H245V209L242 211V214L243 215H246L252 208V206H250L251 203H253ZM258 202V203H259ZM19 203V202H18ZM20 203H23L20 202ZM49 203V202H48ZM56 203V202H54ZM79 203V201H78ZM137 203H138V200H137ZM257 203V202H256ZM261 203V204H262ZM40 204V201L38 202H32V203H29V202H25V204L19 206L20 204H17V208H10V209H5L3 213H0V248L2 247V245L4 244L6 247L4 248V252L1 254L0 253V264H14V261H15V257L13 256L15 254V246L13 243H10L12 241H14L15 237L14 235L16 234L15 233V229H17L19 231V229L21 228V225L25 223V227H26V230L25 232L22 231L19 233V237L21 239H23L24 237V234L28 231H32V232H35V230L37 231V227L39 228V223L40 221L42 222V219H44V223L45 221L49 220V219H52V221H57L59 219H61V217L63 218H67L64 220L65 223H63V229L64 232L60 233V234H57L58 230L55 232L56 234L53 235V233H48L46 234V236L44 237L43 239V242H46V248H44V250H42V255L37 256L38 257V264H90V256L91 255H94L95 257H99V256H102L101 254H106L112 247H111V243H115L114 241L117 240L116 239V235L114 233V231L112 230V222H108V226L107 227H102L101 224H99L97 222V220H93L90 216V211L89 213L85 211V207H81L80 205H78V207H75V210L71 212L70 216L69 215H64L63 214H66V213H63V208H61L62 205H55L53 207V203H52V206L53 209L45 216H42V213L44 212H41V215L39 217V215H36L40 209L38 207V205ZM61 204V203H59ZM73 204V203H72ZM80 204V203H79ZM108 204V203H107ZM119 204V203H118ZM139 204V203H138ZM239 204V203H238ZM8 205V204H7ZM51 205V204H50ZM82 205V204H81ZM90 205V204H89ZM121 205V204H120ZM128 206L131 205V204H127ZM252 205V204H251ZM16 206V205H15ZM49 206V205H48ZM72 206V205H71ZM71 206L69 208H71ZM91 206V205H90ZM103 206V205H102ZM240 207V204L238 205ZM237 206V207H238ZM38 207V208H37ZM89 207V206H88ZM118 207V205H117ZM117 207H114L116 208V210L120 209ZM140 207V205H139ZM155 207V206H154ZM1 208V207H0ZM8 208V207H7ZM46 208V207H45ZM44 208V209H45ZM68 208V210H69ZM236 208V207H235ZM3 209V208H2ZM50 209V206L48 207V210ZM100 209V208H99ZM102 209V207H101ZM104 209V207H103ZM102 209V210H103ZM106 209V208H105ZM123 209V208H122ZM224 209V208H223ZM228 209V208H226ZM230 209V208H229ZM263 209V208H262ZM7 210V211H6ZM86 212H84V211ZM87 210V209H86ZM115 210V209H114ZM114 210H112L114 212ZM115 210V211H116ZM44 211V210H43ZM82 211L84 213H82ZM107 212H109L107 209H106ZM220 211V210H219ZM225 211V210H224ZM70 212V211H69ZM112 212V213H113ZM132 212V211H130ZM81 214L82 215V219H81V223L76 225L74 227V223H76V221H78L79 219H76L77 215L78 214ZM105 213V210L104 212ZM123 213V212H122ZM46 214V213H45ZM60 214V215H59ZM102 214V213H101ZM111 214V213H110ZM128 215L126 216L127 217V220L130 216V213H127ZM36 215V216H35ZM109 216V214L107 213L106 216ZM118 215V214H117ZM145 215V216H144ZM214 215V214H213ZM263 215V213H262ZM49 216V217H48ZM66 216H69V217H66ZM102 216V215H101ZM107 216V217H108ZM144 216V217H143ZM163 217H165L164 215H162ZM168 216V214H167ZM45 217V218H44ZM143 217L140 221L139 219ZM157 217V216H156ZM200 217V216H199ZM197 217V218H199ZM235 217V216H234ZM259 217V216H258ZM94 218V217H93ZM114 218V217H113ZM112 218V219H113ZM123 218V217H122ZM124 218H125V215H124ZM160 216L157 218L158 220L156 221H159L161 220ZM255 218V217H254ZM261 218V217H260ZM54 219V220H53ZM132 219V218H131ZM130 219V221H131ZM152 219V218H151ZM237 219V218H236ZM259 219V218H258ZM121 220V219H120ZM148 220V219H147ZM154 220V219H153ZM149 222L151 224L152 221ZM165 220V219H164ZM230 220H231V216H230ZM235 220V219H234ZM115 221V220H114ZM126 221V220H125ZM139 221V222H138ZM155 221V222H156ZM195 221V220H194ZM201 221V222H200ZM229 221V219H228ZM263 221V220H262ZM79 222V221H78ZM105 222V223H106ZM129 222V221H128ZM154 222V221H153ZM154 222V224H155ZM165 222V221H164ZM235 222V221H234ZM233 222V223H234ZM248 222V221H247ZM256 222V221H255ZM85 223V224H84ZM148 223V222H147ZM194 223V222H193ZM206 223V220L202 221L200 219H197V221L192 224L191 226H188L187 228H184L183 229V236H181L180 234V238H178L177 241H175V243L172 244V246H174V251L175 252H179V256L181 255V252L184 250L183 247L190 241L191 239H193L194 237H197L198 234H200V232L202 231V229L205 228V224ZM227 223V222H226ZM230 223V221H229ZM250 223V221H249ZM39 224V225H38ZM84 224V225H82ZM125 224V223H124ZM133 224V225H134ZM150 224V225H151ZM153 224V225H154ZM165 224V223H164ZM254 224V223H253ZM46 225V224H45ZM120 225V224H118ZM140 225V224H139ZM148 225L147 227H150L152 229V227ZM158 225V224H157ZM159 225H161L159 223ZM163 225V223H162ZM167 225V224H166ZM239 225V224H238ZM247 225V224H246ZM62 226V225H61ZM98 226L99 231L98 229L96 228ZM100 226V227H99ZM168 226V225H167ZM165 226V229L166 227ZM170 226V225H169ZM233 226V225H232ZM243 226V225H242ZM249 226V225H247ZM246 226V228H244V226L241 228L243 231H245V229H248ZM252 226V225H250ZM24 227V228H25ZM65 227V228H64ZM145 226H143L144 228ZM156 227V226H155ZM161 227V226H159ZM264 227V222H257L256 224H254L252 226V228L254 229V231L256 230H264L263 229ZM47 227H45L46 229ZM49 228V227H48ZM54 228V227H53ZM58 228V227H56ZM55 228V230H56ZM96 228V229H94ZM125 228V226H124ZM137 228V227H136ZM149 228V229H150ZM154 228V227H153ZM157 228V227H156ZM155 228V229H156ZM162 228V227H161ZM178 228V227H177ZM51 230H53L52 228H50ZM49 229V232L51 231ZM115 229V228H114ZM130 229V228H129ZM132 229V228H131ZM158 229V228H157ZM97 230V231H96ZM164 230V229H163ZM163 230H159V231H163ZM169 230V229H166V231ZM171 230V229H170ZM240 230V228H239ZM259 230V231H260ZM42 231V230H41ZM133 235H132V232L130 233L131 237H133L135 240H136V232L135 230H133ZM158 231V230H157ZM156 231V232H157ZM165 231V232H166ZM248 231V230H247ZM27 232V233H28ZM32 232H30L32 234ZM39 232V231H38ZM53 232V231H52ZM124 232V231H123ZM237 232V231H236ZM241 232V230H240ZM250 232V231H249ZM264 233V231H261ZM15 233V234H14ZM28 233V234H30ZM47 233V232H46ZM129 233V231L127 232ZM159 233V232H158ZM157 233V234H158ZM179 233V232H178ZM225 233V232H224ZM246 233V232H245ZM30 234V236H32ZM34 234V233H33ZM111 238H106L107 236H109ZM115 234V235H114ZM151 234V233H150ZM154 234V233H153ZM152 234V235H153ZM170 234V233H169ZM165 235L164 233L162 234V237L165 235V236H170V235ZM222 234V233H221ZM235 233H232L230 232V234H225V235H222V236H219V241H223L225 240L224 242L229 245L230 241L231 240H235L236 237H238L237 235L234 236ZM26 235V234H25ZM37 235V233H36ZM52 235V236H50ZM119 235H120V232H119ZM151 235V236H152ZM159 235V234H158ZM255 235V234H254ZM10 236V237H9ZM27 236V239L30 238ZM25 236V237H26ZM41 236V235H40ZM39 236V237H40ZM54 236V237H53ZM113 236V237H112ZM147 236V235H146ZM150 236V237H151ZM164 236V237H165ZM178 236V235H177ZM24 237V239H25ZM43 237V236H41ZM51 237V238H50ZM124 237V236H123ZM130 237V238H131ZM143 237V236H142ZM154 237V236H153ZM160 237V236H159ZM163 237V238H164ZM183 237V238H182ZM120 238V237H119ZM129 238V235L126 234L125 235V239L124 240H130ZM162 238V239H163ZM182 238V239H181ZM17 239V237H16ZM23 239V240H24ZM111 239V240H110ZM153 239V238H152ZM166 239H169V238H166ZM165 239V240H166ZM238 239V238H237ZM261 239V238H260ZM18 240V239H17ZM22 240V243H26V242H23ZM26 240V239H25ZM39 240L42 241V239L39 238ZM109 240V241H108ZM120 240V239H119ZM151 240V239H150ZM154 240V239H153ZM19 241V240H18ZM137 241V240H136ZM140 240H138L139 242ZM142 241V240H141ZM252 241V240H251ZM261 241V240H260ZM39 242V241H38ZM122 242V240L120 241ZM192 242V241H191ZM18 245H19V242H17ZM21 243V241H20ZM21 243V244H22ZM216 243V242H214ZM224 243V244H225ZM20 244V245H21ZM27 244V243H26ZM117 244V243H116ZM127 244V243H126ZM151 244V243H150ZM231 244V243H230ZM120 244L117 245L116 248H121V246L119 247ZM122 245V244H121ZM137 245V244H136ZM188 245V244H187ZM193 245V243H192ZM202 245V244H201ZM226 245V244H225ZM23 246V245H22ZM21 246V247H22ZM29 246V245H28ZM124 247V244L122 245ZM128 246V244H127ZM145 246V245H144ZM149 246V245H148ZM7 247L10 249L7 254L5 253L6 252V249ZM20 247V248H21ZM34 247V246H33ZM40 247V246H39ZM45 247V246H44ZM133 247V246H132ZM142 247V246H141ZM214 247V246H213ZM23 248H21L22 252H23ZM28 248V247H27ZM131 248V247H130ZM147 248V247H146ZM173 248V247H172ZM18 249V248H17ZM34 249V248H32ZM46 249V251H45ZM115 249V248H114ZM125 249V247H124ZM128 249V248H127ZM156 249V248H155ZM154 249V250H155ZM162 249V248H161ZM164 249V248H163ZM192 249V248H191ZM209 249V248H208ZM217 249V248H216ZM31 250V249H30ZM36 250V249H35ZM41 250V248H40ZM145 250V249H144ZM151 250V249H149ZM148 250V251H149ZM207 250V249H206ZM210 250V249H209ZM26 250H24L25 252ZM134 251V250H133ZM147 251V249H146ZM145 251V252H146ZM214 251V249H213ZM260 251V250H259ZM29 252V251H28ZM27 252V254H28ZM36 252V251H35ZM38 252V253H40ZM119 252V251H118ZM123 252V250H122ZM125 252V251H124ZM145 252L143 251L142 253L145 254ZM256 252V251H255ZM258 252V251H257ZM16 253H19V249H18V252ZM38 253H36L38 255ZM110 253V252H109ZM109 253L107 255H109ZM113 253V250L111 252V254ZM127 253V252H126ZM188 253V252H187ZM191 253V252H190ZM210 253V252H209ZM24 254V253H23ZM110 254V255H111ZM114 254V253H113ZM135 254V253H134ZM154 254V253H153ZM257 254V253H256ZM18 255V254H17ZM35 255V254H34ZM141 255V254H140ZM151 255V254H150ZM155 255V254H154ZM36 256V255H35ZM134 256V255H133ZM143 256V255H142ZM141 256V257H142ZM149 255L147 254V257ZM184 256V255H183ZM217 256V255H215ZM254 256V255H253ZM27 256H25L26 258ZM34 257V256H33ZM94 257V258H95ZM114 257V255H113ZM116 257V256H115ZM171 257V256H170ZM181 257V256H180ZM258 257V256H257ZM36 258V257H35ZM110 258V257H109ZM121 258V257H120ZM125 258V257H123ZM129 258V257H128ZM126 257V260L128 259ZM144 257H142L143 259ZM155 259V257H153ZM153 258L151 260H153ZM167 258V256H166ZM28 259V258H27ZM105 259V258H104ZM148 259V258H147ZM146 259V260H147ZM150 259V257H149ZM159 259V258H158ZM219 259V258H218ZM107 260V259H106ZM112 260V259H111ZM123 260V259H121ZM134 260V259H133ZM145 260V258H144ZM145 260V261H146ZM150 260V261H151ZM173 260V259H172ZM175 260V259H174ZM249 260V259H248ZM17 261V260H16ZM30 259H28V263H29ZM117 261V259H116ZM115 261V264H117ZM129 261V260H128ZM163 259L162 260H159V261H151L152 263L149 262V264H161L163 263ZM187 261V260H186ZM34 262V261H33ZM37 262L35 264H37ZM139 261L137 260V263ZM142 262V261H140ZM148 262V261H147ZM171 260L169 259H166L164 263H167V264H171ZM191 262V260H190ZM16 263V262H15ZM125 263V261H124ZM130 263V262H129ZM134 263V262H133ZM133 263H130V264H133ZM199 263V262H198ZM30 264H32L30 262ZM34 264V263H33ZM121 264V262H120ZM138 264H142V263H138ZM146 264V263H145ZM148 264V263H147ZM182 264V263H181Z\"/></svg>", "mask_w": 264, "mask_h": 264}]
</instances>
